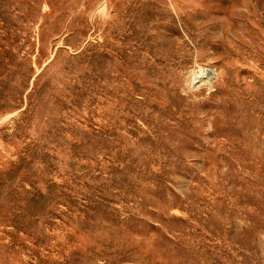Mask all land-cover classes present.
<instances>
[{
  "label": "rangeland",
  "instance_id": "rangeland-1",
  "mask_svg": "<svg viewBox=\"0 0 264 264\" xmlns=\"http://www.w3.org/2000/svg\"><path fill=\"white\" fill-rule=\"evenodd\" d=\"M0 264H264V0H0Z\"/></svg>",
  "mask_w": 264,
  "mask_h": 264
}]
</instances>
